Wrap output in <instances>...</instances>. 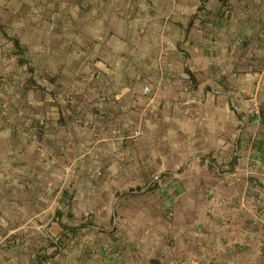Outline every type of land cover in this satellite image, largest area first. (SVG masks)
I'll return each instance as SVG.
<instances>
[{
  "label": "crops",
  "instance_id": "1",
  "mask_svg": "<svg viewBox=\"0 0 264 264\" xmlns=\"http://www.w3.org/2000/svg\"><path fill=\"white\" fill-rule=\"evenodd\" d=\"M260 1L234 2L225 21L215 0H0V21L14 33L10 47L20 49L19 55L0 54V264H30L40 255L39 264L61 262L71 248L65 238L83 222L58 214L57 198L49 202L51 195L43 192H53L77 159L85 161L78 173L134 175L137 187L150 175L139 192L155 184L156 194L166 192L159 202L187 207L193 202H187L184 178L215 174L212 217L202 227L161 218L153 202L148 216L137 213L127 224L150 229L121 234L116 255L104 244L101 264L118 254L116 264H137L141 250L154 264H167L172 238L197 246L200 240L189 233L201 228L215 239V263L264 264ZM107 72L118 87L108 84ZM160 78L165 88L150 101L141 89ZM255 91L261 126L240 114L245 96ZM67 93L81 100L70 101ZM119 126L127 137L112 139L109 128ZM139 127L143 134L132 137ZM87 146L92 155L83 154ZM171 187L179 192L176 200ZM83 225L99 237L109 235Z\"/></svg>",
  "mask_w": 264,
  "mask_h": 264
},
{
  "label": "rangeland",
  "instance_id": "2",
  "mask_svg": "<svg viewBox=\"0 0 264 264\" xmlns=\"http://www.w3.org/2000/svg\"><path fill=\"white\" fill-rule=\"evenodd\" d=\"M15 1L18 2L19 0ZM244 1L245 0H215V7L217 6L218 8H221V12H219L221 14L218 15V17L227 21L229 12L234 6L233 3L240 2L243 6L245 4ZM246 1L247 4L252 3L253 5H261L260 0ZM262 2H264V0H262ZM0 22V54L19 55L20 49L18 50L16 48V50L14 49V51H12L11 48L14 46L12 42L14 33L7 30L8 27L4 21ZM47 25H49V22L46 23V26ZM76 41L85 48L84 41ZM31 51L33 50L30 49L28 53L26 52L28 57H31L34 54ZM67 98H69L70 101L81 100L75 93H67ZM4 103V100L0 101V110L3 109ZM240 114L241 116H245V119L251 118L245 111V107L244 111H240ZM259 124L260 126L262 124V110ZM110 129L111 127L109 128V134ZM90 147L91 146L85 147L84 151L86 148ZM91 160L94 162L96 159L92 158ZM84 163L85 161H81L80 159L71 163L64 168L60 181L53 189L54 191H49L48 193L43 192L44 195H51L49 202L55 199V197L58 199H56V201H59L60 203V209L57 212L58 214H64L66 217L73 220L75 224H81V222H83L82 225L74 227V229L81 228L77 231H73L76 234L72 233L70 235L71 237L65 238L64 241L67 242L66 244H70L71 248H68L67 246L66 251L64 253L62 252V255L60 256L61 262H54L52 264H101L102 254L100 248L103 249L104 244L107 245L106 249L107 251L109 250V255H116L119 252L117 245L119 246L120 244L119 239L122 236L121 234H131L127 233V230H137L133 233H139L141 231L143 233L145 230L150 229H134L133 226L128 227L127 224L130 220L135 218V214L137 213H140L141 215L147 214L148 216L149 211H151L150 205H152L153 202L157 203L158 210H156V213L165 220L173 221L175 218L180 217L189 222V224L195 221L200 222L199 224L202 227V220L207 216L212 217L209 207L210 202H215V190L212 189V183L213 180H215V174L213 173L189 174L184 178L189 182V190L186 192L187 202H193L191 206L187 207V205H182L186 202L172 201L166 202V204L159 202L160 199H164L166 192L156 194L154 191L155 184H152L139 192L150 180H152V176L150 175L143 179L140 185L141 187H137L136 178L138 176L134 175H109L105 174L102 169H94L85 174L78 173V166L83 165ZM98 171L100 172V175L97 174ZM74 177L75 179L73 180ZM175 180V178H172V182ZM134 189L138 190V192L133 193L132 190ZM170 191L173 193L171 197L176 200L179 192L175 191L174 187H171ZM45 199L46 198H44V200ZM56 208L58 207H53L52 210L55 211ZM83 224H90L94 227L100 226L103 229L105 228L109 231V235H101L99 237L96 234V229L85 230L83 229ZM135 226L138 228V224H135ZM188 229H190V227ZM201 229V233H194L193 231H190L189 233V236L200 240V243L197 244V246L187 243L182 244L177 241V238H172L171 241L173 244L169 246L172 247L173 254L169 256L167 264H217L215 263V239L209 236L207 229ZM111 233H117L118 235L116 236L112 234L111 237ZM89 236L91 237L89 238ZM186 241L188 242V240ZM141 251H138L136 255L137 264H154L152 262V255ZM127 256L130 255L127 254ZM119 257L120 254L114 257L111 256L107 260L111 261L110 264H116L117 258ZM133 257H135L134 253ZM40 258L41 255L35 256L30 264H39ZM63 258L67 260L64 261Z\"/></svg>",
  "mask_w": 264,
  "mask_h": 264
},
{
  "label": "built area",
  "instance_id": "3",
  "mask_svg": "<svg viewBox=\"0 0 264 264\" xmlns=\"http://www.w3.org/2000/svg\"><path fill=\"white\" fill-rule=\"evenodd\" d=\"M107 76H108V84L113 86L115 85V87H118L119 84L115 83V81L111 78L110 76V72H107ZM94 78L98 79L99 75L98 73L95 71L94 72ZM165 88V85L163 84L161 78L158 80V82L156 83V85L152 86L150 84H146L142 87L141 89V94L143 96H146L147 98H149L150 101H152L154 99V97L161 92L163 89ZM185 91L188 90L187 87L184 88ZM105 100L104 97L101 98L100 102H99V107L102 105L103 101ZM245 111L247 112V114L252 117L254 119V122L256 124L260 123V118H261V108H260V103L258 101V91H255L252 94H248L245 97ZM183 113V115H188L189 112L187 110H182L181 111ZM143 133L142 128H135L132 131L131 136L132 137H136V136H140ZM110 137L112 139H125L126 136V128L119 126V127H111L110 129ZM84 154H91L92 155V148H86ZM97 174L100 175V172L98 171Z\"/></svg>",
  "mask_w": 264,
  "mask_h": 264
},
{
  "label": "trees",
  "instance_id": "4",
  "mask_svg": "<svg viewBox=\"0 0 264 264\" xmlns=\"http://www.w3.org/2000/svg\"><path fill=\"white\" fill-rule=\"evenodd\" d=\"M15 45L17 46V47H19V45H18V43L17 42H15ZM19 49V48H18Z\"/></svg>",
  "mask_w": 264,
  "mask_h": 264
}]
</instances>
